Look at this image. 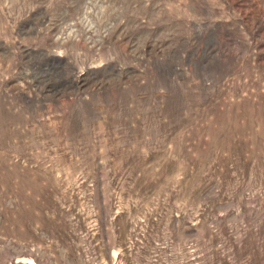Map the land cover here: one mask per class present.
<instances>
[{
    "label": "rangeland",
    "instance_id": "rangeland-1",
    "mask_svg": "<svg viewBox=\"0 0 264 264\" xmlns=\"http://www.w3.org/2000/svg\"><path fill=\"white\" fill-rule=\"evenodd\" d=\"M0 264H264V0H0Z\"/></svg>",
    "mask_w": 264,
    "mask_h": 264
}]
</instances>
